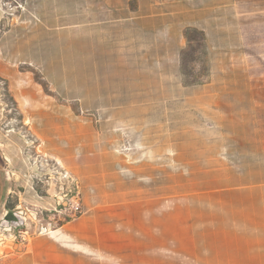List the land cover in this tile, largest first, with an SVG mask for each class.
<instances>
[{
  "label": "rangeland",
  "instance_id": "rangeland-1",
  "mask_svg": "<svg viewBox=\"0 0 264 264\" xmlns=\"http://www.w3.org/2000/svg\"><path fill=\"white\" fill-rule=\"evenodd\" d=\"M0 264H264V0H0Z\"/></svg>",
  "mask_w": 264,
  "mask_h": 264
},
{
  "label": "crops",
  "instance_id": "crops-1",
  "mask_svg": "<svg viewBox=\"0 0 264 264\" xmlns=\"http://www.w3.org/2000/svg\"><path fill=\"white\" fill-rule=\"evenodd\" d=\"M122 103L134 104L135 101H126ZM59 121L60 123L56 122L55 119L45 118V120L42 122L43 127H45V133L41 137V142L49 157L57 159L58 163L60 164L64 162L67 166H69V168L72 169L76 165L74 164L73 160H71L72 158L66 157V154L73 151V148H79L83 152H86L84 150H86V146L88 144L87 138L84 136L82 137V134L73 135L69 133L71 123L68 120L60 119ZM103 154L104 152H102V156ZM102 160L103 159L97 156V154L94 155L93 158H89L88 155L81 154L79 159V168H81V170L83 169L87 179L91 175L89 174V171L91 172L92 170L94 172L103 173L104 177L111 169L110 161L106 163ZM85 184L86 186L90 185L95 191L99 189L98 186L89 184V182H85ZM104 192L106 193V191Z\"/></svg>",
  "mask_w": 264,
  "mask_h": 264
},
{
  "label": "built area",
  "instance_id": "built-area-1",
  "mask_svg": "<svg viewBox=\"0 0 264 264\" xmlns=\"http://www.w3.org/2000/svg\"><path fill=\"white\" fill-rule=\"evenodd\" d=\"M81 214H82V208H81L80 201L78 199H75V201L71 205L69 213L64 212L65 218H68L69 220H72ZM12 219L13 220L11 221V223L15 226L16 229L17 228L21 229L23 227V221L19 220V218H17V216H16V218H12ZM41 229L43 230V232H46L48 230V227H46V228L41 227Z\"/></svg>",
  "mask_w": 264,
  "mask_h": 264
},
{
  "label": "trees",
  "instance_id": "trees-1",
  "mask_svg": "<svg viewBox=\"0 0 264 264\" xmlns=\"http://www.w3.org/2000/svg\"><path fill=\"white\" fill-rule=\"evenodd\" d=\"M185 35H186V37H187V39H188V31L185 33ZM184 56V55H183ZM8 209H9V211H8V218H13V216H12V214H11V211H10V208L8 207Z\"/></svg>",
  "mask_w": 264,
  "mask_h": 264
}]
</instances>
